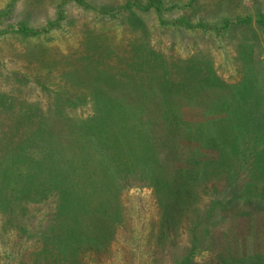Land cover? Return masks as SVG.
<instances>
[{"label":"rangeland","instance_id":"rangeland-1","mask_svg":"<svg viewBox=\"0 0 264 264\" xmlns=\"http://www.w3.org/2000/svg\"><path fill=\"white\" fill-rule=\"evenodd\" d=\"M150 86L156 92L148 95ZM94 92L107 101L114 94L148 100L143 116L155 126L151 146L164 148L158 140L165 141L169 170L183 168V179L199 176L193 205L178 210L184 213L175 227L161 225L167 185L157 193L146 177L124 173L118 193L109 179L98 182L110 201L103 242L72 238V226L85 227L82 219L54 236L61 222L53 219L57 186L77 171L60 158L86 155V163L98 143L87 126L77 132L74 124L93 120ZM1 97L0 152L36 131L41 145L30 148L40 160L42 148L53 145L56 163L40 160L31 172L49 191L25 197L28 210L0 209V264H264V0H0ZM167 102L183 127L164 126ZM43 114L50 122L39 126ZM208 135L217 140L211 146L203 141ZM125 155L139 157L121 153L126 166L132 164ZM194 164L196 172L188 171ZM91 165L81 171L93 173ZM78 177L90 183L87 174ZM227 180L235 195L241 190L255 199L205 213L212 199L224 197ZM197 212L204 213L198 228Z\"/></svg>","mask_w":264,"mask_h":264},{"label":"trees","instance_id":"trees-1","mask_svg":"<svg viewBox=\"0 0 264 264\" xmlns=\"http://www.w3.org/2000/svg\"><path fill=\"white\" fill-rule=\"evenodd\" d=\"M151 88L152 89L148 95H151L154 91L156 92L155 88ZM94 93L98 95L96 92ZM120 95L121 94L115 96L114 94V96H109L110 98L108 101L107 96H96L95 103H97V105L94 106L93 120H89L88 125L82 124L84 125V128L81 127L80 122L76 121L74 123L77 132H80L82 129L84 130L85 126H87L86 134L89 136V139L91 138L92 142L93 139L94 141L97 140L98 143L97 145L92 144L91 148L94 149L93 151L95 153L88 156V162L86 163V155H83V157H71L69 155H65L67 158H60V162H66L65 165L68 164V161H72L73 165L69 167L71 169L70 172H74V168L76 167L77 171L71 175V181H66V184L64 181L57 186L61 193L58 194V197H56V204L54 206L56 207V210L53 219L61 220V222L58 221L55 224L56 226L54 225V236L60 232L61 227L64 228L65 223L69 224L71 220L78 222L82 219L83 221L81 224L85 225V227H78L77 229V227L72 226L71 228L74 232L72 234V238L78 241L79 238L86 237L88 240L90 239L91 242H103L105 240L103 235L107 230V224H110L111 213L107 211L104 205L106 201L110 202L109 193L106 192V190L102 191L103 186L98 184V182L109 179L113 184H117V186H111L114 189L112 192L118 193L120 188L123 187L125 183L123 179L124 173H130V175L134 174L136 177H146L144 179H148L149 184H152L155 187V190L158 187H166L167 185L168 196H165V199L163 200L167 201V203L163 207L164 211L160 212V219L163 220L161 225H173L172 227H175V224L180 222L184 213V211L180 212L178 210H185L186 208H189L190 205H193V199L196 194H194L191 189L198 188V181L196 184H194L193 181L197 180L199 176L196 178L195 176L187 175L186 179H183V168L176 166L172 170H169V163L164 161V159L168 156L167 154H169L167 149H165L166 142L158 140V144H160V146H164V148L157 149L154 145L153 147L151 146L153 140L150 138V135L154 132L155 126L151 121H145L143 116L144 114H147L146 110L148 108V100L137 102L133 97L127 98L125 96V98ZM0 101L5 102L3 97L0 98ZM11 103L12 101L8 104L4 103L3 106L10 107L12 106ZM164 106V114L167 117V123H164V126L168 128L167 130L171 131V129L175 127H183L185 121L182 117H180L181 115L179 116L175 106L170 105L169 102H167ZM29 109H31V107H29L28 110ZM28 113L31 114V112ZM36 121H38L37 124L39 126L47 125L50 122V120H46L45 114L41 115L40 119H37ZM1 124L2 123L0 122V125ZM115 131H119L118 136L113 134ZM174 131L176 132V130ZM28 132L29 131L25 133L26 135H22L23 138H14L22 140L19 145L11 147L6 153L0 152V209L7 210L11 215L12 213L16 214L17 207L23 209V211L26 209L28 210L27 203L24 204L25 197H27L25 199V202H27V200L37 199L38 196H44L45 193H48L49 189L43 184V180H40L42 176L32 175L31 177L30 174L33 169L37 168L39 162L43 160H45V165L53 164V162L56 163L55 160L49 157V155L53 156L54 153L52 150L54 146L51 144H46V146L51 147L48 148V150L46 148L44 149V147L42 148V150H44V157L40 159L41 161L37 159L40 157L34 154L30 146L39 139L38 135H41V133H35L36 131H34V133ZM2 134L3 130L1 129L0 136ZM119 136L125 137V139L122 140V147L115 145V140H117ZM203 141L207 145L211 146V144L217 140L211 141V136L208 135L207 139L203 138ZM218 141L223 144L220 140ZM132 142L136 144L135 148L129 146V143ZM37 143L41 145L39 141H37ZM176 144H180L179 139L178 141L177 139H174L171 142L174 150L178 148L176 147ZM62 149L64 150V148ZM64 152H58L56 155H63ZM125 152H128L131 156L132 153L135 152L139 154V157L136 160L127 158L125 155L126 161L131 163L132 166H126L127 164L124 165L120 160L123 159L120 156L121 153L125 154ZM141 155L143 156L142 158L140 157ZM148 157H150V160ZM91 162V168L95 169L93 173L90 170V167L84 169L86 173L84 170L81 171L80 166H82V164L90 165ZM196 165L197 164H194L193 168L188 171L195 173ZM102 169L105 173L102 172ZM82 173L87 174L90 178L89 184L88 180L78 177L79 175H82ZM15 176L20 177V180L14 181L15 179H18ZM155 179H157L158 183L153 182ZM159 179L166 180L162 182ZM13 181L16 182L15 185L13 184ZM31 181L34 182V188L29 185ZM227 182H230V185L226 188L227 190L224 191V197L217 200L216 198L212 199L205 213H212L214 206H221V208L229 206L232 207L233 204L238 202L246 203L249 198L255 199V197H249L248 194H245L241 190H238L237 193L239 194L235 195L233 191L234 183L232 180H227ZM52 187L53 186H51V188ZM160 188H158L155 192L160 193ZM262 198L264 200V195L261 197V201ZM74 203L76 206L75 209L71 212V214H68L70 213L69 207ZM78 203L81 204L79 205ZM104 209L107 213L104 212ZM202 215L201 212H197L195 214V225L197 228L201 225L200 221L202 220ZM103 217H106L108 220H102ZM13 219L16 221L20 218L14 215ZM103 226H106V228L104 229ZM169 229L172 228L168 227L167 231ZM192 231L193 234H196L197 232L196 228ZM185 260L188 259L186 258Z\"/></svg>","mask_w":264,"mask_h":264}]
</instances>
